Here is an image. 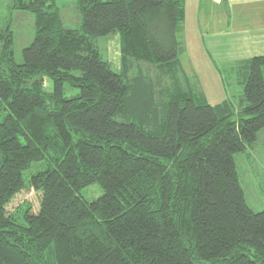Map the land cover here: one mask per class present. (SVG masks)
I'll use <instances>...</instances> for the list:
<instances>
[{
  "label": "trees",
  "instance_id": "16d2710c",
  "mask_svg": "<svg viewBox=\"0 0 264 264\" xmlns=\"http://www.w3.org/2000/svg\"><path fill=\"white\" fill-rule=\"evenodd\" d=\"M77 7L73 29L56 0H10L33 17L21 63L0 22V264H264L234 159L264 130V56L224 68L237 105L209 104L181 62L184 0ZM113 34L116 71L97 44ZM31 189L36 213L7 211Z\"/></svg>",
  "mask_w": 264,
  "mask_h": 264
},
{
  "label": "rangeland",
  "instance_id": "374dc122",
  "mask_svg": "<svg viewBox=\"0 0 264 264\" xmlns=\"http://www.w3.org/2000/svg\"><path fill=\"white\" fill-rule=\"evenodd\" d=\"M207 1L184 0L185 18L178 35V40L184 51L181 62L190 75H195L197 79L195 81L209 104H217L228 98L232 99L233 103L237 105L241 92L240 87L234 81L226 82V78H229L225 72L221 70L218 72V69L223 67V65H216L217 67H215L209 62L214 69L215 76L204 69L201 62L202 60L208 64V61L202 57V54L206 55V52H202L201 49L202 35L206 31L205 22L209 19L208 14H202V8H204L203 6L206 5ZM9 2L10 0H0V22L3 25L6 21H9V25H11L12 20L14 58L17 63H21L22 49L33 38V17L27 12H8L7 5ZM77 4L78 0H56V8L64 27L73 29L80 27L81 15ZM212 9H214L213 6ZM218 11H220V8H218ZM97 44L101 56L107 58L114 70H119L121 66L119 35L113 34L99 37ZM47 88H49V84ZM76 92V90H67L66 96ZM234 159L239 173V179L246 195L252 189L254 203L257 204L254 205V212L264 210V130L260 132L253 145L249 146L244 153L236 155ZM82 195L86 199L92 200L99 197L101 191L97 186H91L84 189ZM257 200L259 201L258 203ZM26 204L30 206L33 213H36L39 210V194L32 189L22 191L12 199L7 207V211L10 213L14 212Z\"/></svg>",
  "mask_w": 264,
  "mask_h": 264
},
{
  "label": "crops",
  "instance_id": "0c3cea01",
  "mask_svg": "<svg viewBox=\"0 0 264 264\" xmlns=\"http://www.w3.org/2000/svg\"><path fill=\"white\" fill-rule=\"evenodd\" d=\"M203 7L202 14L209 17L202 35L201 49L206 52L202 57L208 61L206 64L201 60L204 69L216 76L209 62L215 67L223 65L218 72H225L227 66L264 56V0H208ZM244 197L255 211L252 189L248 195L244 191Z\"/></svg>",
  "mask_w": 264,
  "mask_h": 264
}]
</instances>
